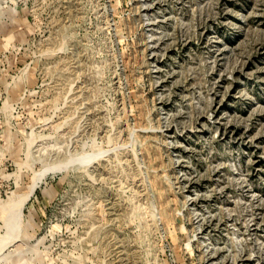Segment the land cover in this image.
<instances>
[{
  "label": "rangeland",
  "instance_id": "374dc122",
  "mask_svg": "<svg viewBox=\"0 0 264 264\" xmlns=\"http://www.w3.org/2000/svg\"><path fill=\"white\" fill-rule=\"evenodd\" d=\"M0 264H264V0H0Z\"/></svg>",
  "mask_w": 264,
  "mask_h": 264
},
{
  "label": "bare ground",
  "instance_id": "6f19581e",
  "mask_svg": "<svg viewBox=\"0 0 264 264\" xmlns=\"http://www.w3.org/2000/svg\"><path fill=\"white\" fill-rule=\"evenodd\" d=\"M17 234V233H16ZM10 238V237H9ZM15 239V238H14ZM16 240V239H15Z\"/></svg>",
  "mask_w": 264,
  "mask_h": 264
}]
</instances>
